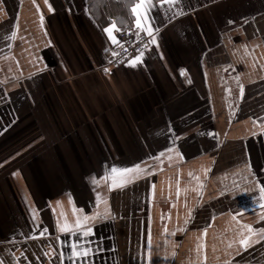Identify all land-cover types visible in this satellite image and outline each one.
Returning <instances> with one entry per match:
<instances>
[{
    "label": "crops",
    "instance_id": "crops-1",
    "mask_svg": "<svg viewBox=\"0 0 264 264\" xmlns=\"http://www.w3.org/2000/svg\"><path fill=\"white\" fill-rule=\"evenodd\" d=\"M136 2L0 0V264H264V0H151L109 67Z\"/></svg>",
    "mask_w": 264,
    "mask_h": 264
},
{
    "label": "snow or ice",
    "instance_id": "snow-or-ice-1",
    "mask_svg": "<svg viewBox=\"0 0 264 264\" xmlns=\"http://www.w3.org/2000/svg\"><path fill=\"white\" fill-rule=\"evenodd\" d=\"M161 3L169 2V0H160ZM151 0H137L136 3L131 5V12L135 17V24L137 28L143 29L146 31L149 35H151L153 29L149 25L148 27H145V23L148 20L147 17V11L148 6L150 5ZM116 29V24L113 22L108 28H105V31L109 34V37L112 39L113 43H117V38L113 36V30ZM152 43H155V38L152 39ZM115 55V53H114ZM142 53L140 55H137L134 61H130L133 65H135L136 61H139L141 59ZM107 71V69H105ZM184 70H181V74H183ZM140 165H133L132 167H123V168H117L113 166L111 168V173L106 177L110 180L109 189L111 190L114 187H124L127 183L130 182V177L133 175H139L141 172ZM259 192L261 194V199L264 200V186H258ZM264 206V205H262ZM89 219V217L85 216L83 218V221L86 222ZM75 227L80 230L81 234L84 237H88L93 233V229L91 227L82 226V221L78 219L76 221ZM249 231H251V226H246ZM61 231L68 232L70 231L69 225L65 224ZM264 231V230H262ZM246 242L244 240L241 241V244H245ZM82 241L76 240L71 244V253L73 257L81 258V257H87L89 253L91 252V249L87 247L81 246ZM150 247V245H149Z\"/></svg>",
    "mask_w": 264,
    "mask_h": 264
},
{
    "label": "built area",
    "instance_id": "built-area-1",
    "mask_svg": "<svg viewBox=\"0 0 264 264\" xmlns=\"http://www.w3.org/2000/svg\"><path fill=\"white\" fill-rule=\"evenodd\" d=\"M149 46V36L134 26L119 33L117 43L106 52V65L117 67L145 51ZM115 53V55H114Z\"/></svg>",
    "mask_w": 264,
    "mask_h": 264
},
{
    "label": "trees",
    "instance_id": "trees-1",
    "mask_svg": "<svg viewBox=\"0 0 264 264\" xmlns=\"http://www.w3.org/2000/svg\"><path fill=\"white\" fill-rule=\"evenodd\" d=\"M110 2L111 0H88L87 7H88V10L91 12V14H94L97 12L99 17L103 18L106 16L107 14L106 12L110 11V5H111ZM123 4L124 3L120 4L116 2V6H120V8L123 6ZM121 11H122V14H121ZM113 16H111L112 22H115V24H119L120 22H122L121 25L119 26L121 31L133 27L132 17L127 15V11L125 9L120 10L119 12L120 19L115 20Z\"/></svg>",
    "mask_w": 264,
    "mask_h": 264
}]
</instances>
